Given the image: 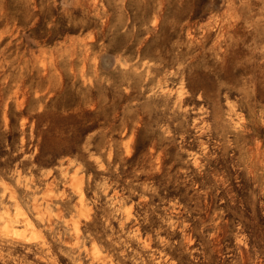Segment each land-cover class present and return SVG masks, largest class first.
Returning a JSON list of instances; mask_svg holds the SVG:
<instances>
[{"label": "rangeland", "instance_id": "1", "mask_svg": "<svg viewBox=\"0 0 264 264\" xmlns=\"http://www.w3.org/2000/svg\"><path fill=\"white\" fill-rule=\"evenodd\" d=\"M0 264H264V0H0Z\"/></svg>", "mask_w": 264, "mask_h": 264}]
</instances>
